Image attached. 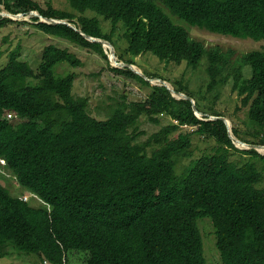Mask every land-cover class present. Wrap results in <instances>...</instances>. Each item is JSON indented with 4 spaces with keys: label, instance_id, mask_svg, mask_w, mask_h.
Here are the masks:
<instances>
[{
    "label": "trees",
    "instance_id": "16d2710c",
    "mask_svg": "<svg viewBox=\"0 0 264 264\" xmlns=\"http://www.w3.org/2000/svg\"><path fill=\"white\" fill-rule=\"evenodd\" d=\"M69 3L72 10L57 8L51 0L47 7L36 0H0L13 14L38 10L46 17L68 19L86 34L110 41L116 51L120 48L116 54L127 63L136 64L145 51L195 68L208 58L209 90L232 81L241 107L248 108L255 138L243 137L230 118L234 135L264 145V50L237 54L207 47L171 17L212 33L262 40L264 0ZM103 21L111 24L110 30ZM13 22L0 16V27ZM33 24L101 54L110 64L101 43L69 25ZM60 63L77 67L82 61L50 44L36 69L22 59L19 48L0 68V177H5L1 168H7L44 205L32 206L0 183V258L11 247L50 264H68L72 252L83 254L85 264H208L197 222L209 217L224 264H264V154L236 147L224 121L200 118L190 100L177 99L165 86L152 85L127 67L111 69L149 86L150 94L140 101L124 99L106 118L97 119L89 112V98L75 95L76 73L59 74ZM169 82L205 112L188 85ZM208 113L226 116L214 106ZM162 115L173 122L137 141L138 120L145 116L158 123ZM184 124L193 130L171 137ZM193 135L213 139L217 146L177 175V159L191 155ZM232 151L242 157L232 160Z\"/></svg>",
    "mask_w": 264,
    "mask_h": 264
},
{
    "label": "rangeland",
    "instance_id": "374dc122",
    "mask_svg": "<svg viewBox=\"0 0 264 264\" xmlns=\"http://www.w3.org/2000/svg\"><path fill=\"white\" fill-rule=\"evenodd\" d=\"M36 1L43 7H47V3L50 0ZM51 1L57 8L72 10L69 0ZM165 11L170 15L168 10ZM0 12H7L2 4H0ZM91 15L94 14L91 13ZM33 17H39V20L35 21ZM171 17L175 23L187 28L193 38L201 40L207 47L220 46L224 49L234 50L237 54L257 49L264 50V39L254 40L216 34L199 27H193L176 16L171 15ZM14 18L18 19H13L15 22L0 27V68L8 63L10 53L16 48L20 49L22 59L29 61L34 69L38 67L41 61V53L46 46L53 44L60 48H66L70 52L75 53L82 61V64L72 67L69 64L60 63L56 66L57 72L62 75H66L69 72L76 73L75 95L89 98V112L97 119L106 118L112 108L124 99L126 101H140L146 99L150 94L151 89L149 86L144 85L137 79L124 77L113 71L111 69L112 65L101 54L90 52L68 40L48 35L37 29L33 23L42 22L40 16L29 14ZM103 23L107 30L111 29V24L108 21H103ZM123 32L124 29L119 25L117 35H121ZM122 45L124 47L127 46V40H122ZM117 51L120 52V48H117ZM135 62L138 71L141 70L146 75H157L172 82L182 81L183 85H188L193 91L195 97L201 103V107L205 110L204 113H208V107L214 106L215 109L224 113L229 118V121H231L230 118L235 121V124L241 129L243 137L255 138L254 130L248 126V108L241 107V98L237 92H233V82L229 81L221 84L215 90H209L208 58H204L199 68H195L196 66H189L185 61L179 64L173 61L168 62L167 60H161L160 57L151 51H145L135 58ZM154 82L160 83L156 80ZM216 96L218 97L216 98ZM238 107L241 108L237 109ZM9 118L18 121L13 113L9 114ZM158 121V123H155L142 116L137 123L138 132H141L137 141L146 140L151 134L173 122L170 117L163 115L160 116ZM231 125L233 127L232 121ZM192 130L193 127L184 124L180 130L172 133L171 137L176 138L179 133H189ZM216 146L217 143L213 139L204 140L199 135H193L190 149L191 155L177 159V175L182 174L192 159L205 153H214ZM240 157H242L241 153L232 151V160H238ZM1 171L5 172V177H0V183L2 185L5 184L9 188L11 195L22 197L24 200L27 198L26 201L32 206H44L43 202L35 194L19 186L16 182L17 179L15 180V176L7 168L4 169L2 167ZM197 223L202 232L204 255L208 264H224L217 248V237L212 219L203 217ZM8 250L9 254L0 258V264H44L36 254H26L11 247ZM68 264H85V257L81 253L72 252L68 255Z\"/></svg>",
    "mask_w": 264,
    "mask_h": 264
},
{
    "label": "water",
    "instance_id": "95a60500",
    "mask_svg": "<svg viewBox=\"0 0 264 264\" xmlns=\"http://www.w3.org/2000/svg\"><path fill=\"white\" fill-rule=\"evenodd\" d=\"M29 14L38 15V16H40L42 21L47 22V23H54V24L61 23V24L69 25L70 27H72L75 30H77L78 32H80L81 35L84 36L86 39H88V40H90L92 42L101 43L103 45L104 49H105V52L108 54V58H109V61H110L112 66H114V67H127V68L131 69L132 71H134L135 73H137V74L141 75L142 77H144L150 83L152 82L153 85H163V86H165L168 90L171 91L173 96L176 97L177 99H188V100H190L192 102V104H193V109H194L196 115L201 117V118L205 115V116H208L209 119H220V120L224 121L225 124L227 125L229 136L233 140V143L236 145V147H238L240 149H256L259 152H260L259 148H264V145H262V144L246 143V142L242 141L241 139H239L238 137H235L234 134H233L231 121H229V118H227L226 116L211 115V114L199 111L197 106H196L195 100L191 96H189L188 94H186L184 92L177 91L173 86L172 87L169 86L168 83H170V82H168L167 80H164L162 78L148 77L141 70L138 71L135 68L136 65H134L132 63H127V62H125L123 60H120L118 58V56L116 55V49H115L114 45L110 41L86 34L81 28H78L76 25L72 24L68 19L46 17V16H43L38 10H32V11L29 12ZM0 15L1 16H9L12 19H18V18H14V17H20V16H23L25 14L24 13L12 14V13H9V12H0ZM155 80L159 81L160 83H155L154 82ZM239 144H241L242 147L239 146Z\"/></svg>",
    "mask_w": 264,
    "mask_h": 264
},
{
    "label": "clouds",
    "instance_id": "9594fccd",
    "mask_svg": "<svg viewBox=\"0 0 264 264\" xmlns=\"http://www.w3.org/2000/svg\"><path fill=\"white\" fill-rule=\"evenodd\" d=\"M7 12H9L8 10H7ZM9 13H11V12H9ZM13 14V13H12ZM25 15H29V13L28 14H25ZM1 16V15H0ZM1 17H9V16H1ZM9 18H11V17H9ZM42 22H44V21H42ZM54 24V23H53ZM59 24H61V23H59ZM72 24H74V23H72ZM75 25V24H74ZM105 50V49H104ZM106 53V52H105ZM108 55V54H107ZM117 55V54H116ZM119 58V57H118ZM120 59V58H119ZM121 60V59H120ZM111 64V63H110ZM134 65H136V64H134ZM137 66V65H136ZM114 67V66H113ZM118 68H126V67H118ZM156 78H160V77H156ZM163 79V78H162ZM165 80V79H164ZM153 85V84H152ZM9 114L10 113H8V116H9ZM201 118V117H200ZM203 118V117H202ZM5 169V168H4ZM4 173V175H5V172H3ZM5 185V184H4ZM7 187V186H6ZM36 196V195H35ZM24 199V198H23ZM25 200H27V198H25ZM44 264H50L48 261H45V262H43Z\"/></svg>",
    "mask_w": 264,
    "mask_h": 264
},
{
    "label": "bare ground",
    "instance_id": "6f19581e",
    "mask_svg": "<svg viewBox=\"0 0 264 264\" xmlns=\"http://www.w3.org/2000/svg\"><path fill=\"white\" fill-rule=\"evenodd\" d=\"M135 68L138 70V67L135 66ZM169 86L172 87V85L170 83H168ZM239 146H242L241 144H239ZM260 152L264 153V148H259Z\"/></svg>",
    "mask_w": 264,
    "mask_h": 264
}]
</instances>
